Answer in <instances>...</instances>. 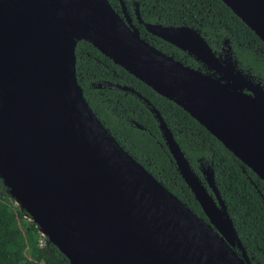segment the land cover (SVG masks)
Wrapping results in <instances>:
<instances>
[{"label":"water","instance_id":"95a60500","mask_svg":"<svg viewBox=\"0 0 264 264\" xmlns=\"http://www.w3.org/2000/svg\"><path fill=\"white\" fill-rule=\"evenodd\" d=\"M221 1L264 43V0ZM119 3L121 14L108 0H0V178L9 196L70 264H218L147 192L122 155L208 227L231 264H251L213 169L201 170L203 180L198 176L146 100L205 220L96 116L77 81L75 46L89 42L175 102L263 182L264 86L237 67L230 48L216 54L196 28L143 22L136 9L147 32L204 70L162 52L140 36L124 1Z\"/></svg>","mask_w":264,"mask_h":264},{"label":"trees","instance_id":"16d2710c","mask_svg":"<svg viewBox=\"0 0 264 264\" xmlns=\"http://www.w3.org/2000/svg\"><path fill=\"white\" fill-rule=\"evenodd\" d=\"M108 1L121 14L119 0ZM123 1L140 36L162 52L204 70L186 52L147 32L138 22L136 9L143 22L196 28L216 54L230 48L237 67L264 86V43L221 0ZM75 56L76 77L84 97L123 149L207 220L176 168L147 100L158 110L198 176L203 180L202 167L213 169L215 184L250 263L264 264L263 180L188 112L113 63L89 42L78 41ZM112 83L133 91L109 88ZM0 264H70L30 216L14 205L1 178Z\"/></svg>","mask_w":264,"mask_h":264},{"label":"bare ground","instance_id":"6f19581e","mask_svg":"<svg viewBox=\"0 0 264 264\" xmlns=\"http://www.w3.org/2000/svg\"><path fill=\"white\" fill-rule=\"evenodd\" d=\"M250 111L255 112L250 108ZM120 158L125 167L134 174L139 175L140 180L144 183L147 192L154 195L160 206H164L168 214L178 223L179 227L187 233L190 238L202 247L205 253H208L212 260L218 264H231L228 254L222 251V247L218 246L219 239L211 233V230L195 219L179 202L174 201L166 192L142 172H138V166L131 162L130 159ZM149 194V195H151Z\"/></svg>","mask_w":264,"mask_h":264},{"label":"rangeland","instance_id":"374dc122","mask_svg":"<svg viewBox=\"0 0 264 264\" xmlns=\"http://www.w3.org/2000/svg\"><path fill=\"white\" fill-rule=\"evenodd\" d=\"M207 168H208V167H202L201 169L205 171V170H207ZM10 197H11V196H10ZM11 199L13 200L14 205H15V206H18V207L21 209L20 204H19L14 198L11 197ZM27 215H29V214H27ZM30 218H31V217H30ZM43 236H44V235H43Z\"/></svg>","mask_w":264,"mask_h":264},{"label":"flooded vegetation","instance_id":"af4514ba","mask_svg":"<svg viewBox=\"0 0 264 264\" xmlns=\"http://www.w3.org/2000/svg\"><path fill=\"white\" fill-rule=\"evenodd\" d=\"M224 53V52H223Z\"/></svg>","mask_w":264,"mask_h":264}]
</instances>
